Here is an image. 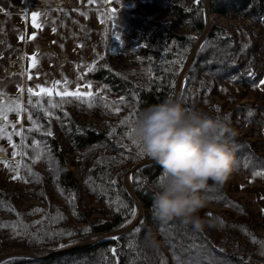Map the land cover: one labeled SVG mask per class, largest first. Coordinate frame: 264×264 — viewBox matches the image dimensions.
Masks as SVG:
<instances>
[{
  "label": "trees",
  "instance_id": "trees-1",
  "mask_svg": "<svg viewBox=\"0 0 264 264\" xmlns=\"http://www.w3.org/2000/svg\"><path fill=\"white\" fill-rule=\"evenodd\" d=\"M108 1L82 0L85 6L104 7ZM209 10L245 26L232 32L212 22L180 102L190 118L228 122L236 133L224 137L235 152L233 175L262 185L264 176L255 173L264 172V90L255 85L264 79V0H210ZM205 11L206 0H140L132 8L109 10L105 54L86 74L102 82L100 92L77 99L55 93L32 96L25 90L19 159L23 179L10 188L0 174V255L63 248L130 222L135 202L122 177L151 157L139 155L136 139L128 134L144 109L175 99L179 73L205 28ZM223 89L234 97L220 103ZM250 94L253 101L241 102ZM70 155L75 157L71 163ZM162 172L154 162L133 173L132 186L145 212L129 233L63 255L12 256L0 264H264V236L255 224L264 213L254 214L250 203L234 197L235 185L209 182L201 194L208 205L226 209H203L200 216L214 226L194 231L179 220L154 215L155 183ZM18 190L39 203L24 205Z\"/></svg>",
  "mask_w": 264,
  "mask_h": 264
},
{
  "label": "clouds",
  "instance_id": "clouds-1",
  "mask_svg": "<svg viewBox=\"0 0 264 264\" xmlns=\"http://www.w3.org/2000/svg\"><path fill=\"white\" fill-rule=\"evenodd\" d=\"M133 137L163 170L155 183L154 215L179 220L194 231L214 226L200 216L208 207L201 194L212 182L223 187L236 169L234 149L224 141L235 136L227 121L211 116L189 117L172 98L144 109L133 124Z\"/></svg>",
  "mask_w": 264,
  "mask_h": 264
},
{
  "label": "crops",
  "instance_id": "crops-1",
  "mask_svg": "<svg viewBox=\"0 0 264 264\" xmlns=\"http://www.w3.org/2000/svg\"><path fill=\"white\" fill-rule=\"evenodd\" d=\"M109 10L112 9L108 5L85 6L82 0H26L22 32L25 39L19 87L39 91L36 84L50 87L60 81L61 86L53 90L56 93L63 91V82L66 79L70 82L69 91H74L78 84L81 92H100L103 89L102 82L91 79L86 74L105 54ZM32 12L42 13L36 21L42 27L34 26ZM43 13L48 15L44 16ZM12 15L18 14L14 12ZM32 35L36 37L34 40L28 38ZM33 55L37 57L35 68L32 67ZM29 75L32 79H28ZM88 83H91V89L84 87ZM24 92H20V95L24 96ZM6 124L7 121L0 122V125ZM7 149L4 152L5 159L11 160L10 157L7 158L10 156V147ZM251 195L253 204L264 213V184L252 187Z\"/></svg>",
  "mask_w": 264,
  "mask_h": 264
},
{
  "label": "rangeland",
  "instance_id": "rangeland-1",
  "mask_svg": "<svg viewBox=\"0 0 264 264\" xmlns=\"http://www.w3.org/2000/svg\"><path fill=\"white\" fill-rule=\"evenodd\" d=\"M137 1L140 0H122V4H123L122 6V4H117L115 0H109L107 5L111 9L115 8L117 10L123 7L132 8L136 5ZM141 1H145V0H141ZM0 9H3V11H0V93L4 94L3 98L0 99V103L7 105L9 103V98L11 100H16L17 98H19V101L23 107V96L20 95L21 93L19 91L20 88L19 77L21 74V67H22L21 61H22V49H23V40H21L20 37L23 35L22 33L23 15L24 12L26 11V0H0ZM14 12L17 13L18 15L13 16L12 13ZM8 13H11V15H8ZM19 15L21 16L18 17ZM210 16H211V24L214 21L218 25H221L232 32H234L235 29L237 28L239 29V27L245 26V23H243L240 19L227 18L211 12H210ZM166 19L167 20L171 19V17H166ZM207 22L208 21L206 17V24ZM252 27L259 33L258 27L256 25L253 24ZM221 92L222 95L217 97L220 103L224 102L223 98L225 97H230V96L234 97V94H231L230 91L226 89H223V91L221 90ZM254 99H255L254 95L250 94L247 98L241 100V102L247 100L253 101ZM7 115H8V120L6 125L9 126L5 129V131L7 133H13L12 141L10 142L6 136L4 138H0V147H2L4 150L7 149V147H10L9 150L10 156H7V158L10 157L11 160L5 159L4 156L5 151L3 152V154L0 153V174L6 182V186L10 188H14L16 187V185H18V181H19V179H13V176L16 175L17 172L20 173V169L16 168V165L19 164V159L21 155V144H22V134L20 136H17L14 134V132L19 130L22 133V129L25 122H24L23 111L19 114L17 112H9ZM10 123H15L16 129H12L10 127ZM238 132L242 133L241 131ZM13 143L17 145L16 148L12 147ZM15 153H19V155H16ZM71 160L75 161V157H73V155H70V163ZM13 169H15V171ZM71 169L73 170L74 174L78 177L77 167L73 162L71 165ZM124 177L122 178L124 179ZM129 181L131 184L132 183L131 176ZM226 184L227 185L232 184L236 186L238 191H232V195L234 197L241 198L244 202L250 203L251 209L254 212V214H257L261 210L259 207L253 204V201L251 199L252 187L260 184L250 181L245 182L243 178L237 175H232L231 179ZM18 192L21 195V199L24 205L39 203L35 199H32L28 195H26L22 190H18ZM208 208L219 212H223L226 209L225 207L217 206V205H208ZM134 213L135 215H133V218L136 216L137 213L136 204H135ZM234 217H237V214ZM255 224L258 233L264 236V216H260L259 218H257ZM98 235L99 234H95L90 237L97 238ZM15 250H22V249H15ZM10 251L13 250H9L7 252ZM31 251H33L36 255H41L48 252L49 250L48 251L31 250Z\"/></svg>",
  "mask_w": 264,
  "mask_h": 264
},
{
  "label": "snow or ice",
  "instance_id": "snow-or-ice-1",
  "mask_svg": "<svg viewBox=\"0 0 264 264\" xmlns=\"http://www.w3.org/2000/svg\"><path fill=\"white\" fill-rule=\"evenodd\" d=\"M94 0H89V3H93ZM115 2L117 4H122V0H115ZM123 6V4H122ZM0 11H3V9H0ZM116 9L113 8L112 9V12L115 13ZM82 15H85V13H81ZM8 15H11V13H8ZM42 15V13L40 12H32L31 13V16H32V20L34 22V26L36 28H40L42 27V24L41 23H36V21L38 20V18ZM44 16H47L48 14L47 13H43ZM27 16V14H25V17ZM53 31H55V28H53ZM113 36L116 40L118 41H121V35L118 34V33H113ZM29 39H35V35H32L31 37H28ZM21 40H24L25 39V36H21L20 37ZM189 39H195L194 37H189ZM122 42V41H121ZM102 58V57H101ZM31 60H32V67L35 68L37 66V57L35 55H33L31 57ZM178 62V61H177ZM175 63V62H174ZM95 65L92 66V68H94ZM182 67V65H181ZM92 68H90L89 70H92ZM249 75H252V73L250 72ZM82 78V77H81ZM28 79H32V76L29 75L28 76ZM70 82H68L66 79L65 81L63 82V91H56V95L58 96H61V97H74V98H77V99H80V98H83V97H92L94 94L91 92V91H88V92H81L80 91V86L77 84V87L74 91H69L68 90V85H69ZM61 86V82L60 81H56L54 84H52L50 87H41L40 84H36L35 87L39 89V91H33L32 88H29L28 89V92L30 93V95L32 96H39L41 94H44L46 96H49L51 97L53 95V90L54 89H57L58 87ZM257 88H260L261 90H264V79L260 80L259 82L256 83L255 85ZM84 87L88 88V89H91L92 88V85L91 83H88L86 85H84ZM19 91L21 93H23L25 91V89L23 87H20L19 88ZM3 93H0V99L3 98ZM88 102V101H86ZM122 102V101H121ZM29 103H31V100H29ZM53 108L55 107H58L59 105L58 104H52L51 105ZM88 106L89 107H92V103L91 102H88ZM22 111H24L23 107H22V104L20 103L19 101V98H17L16 100H11L9 98V103L7 105H4L2 103H0V122L2 121H7L8 120V113L9 112H17L18 114L21 113ZM116 112L119 111V108H116L115 109ZM49 115H51V113H48ZM65 115H67V113H65ZM28 118L31 120L32 119V116L31 114H29ZM9 125H0V138H4L5 136L7 137V139L11 142L12 141V135L13 133H7L5 131V129L8 127ZM10 127L12 129H16V124L15 123H10ZM132 132H133V129H131V132L128 134L129 137L131 138L132 136ZM15 135L17 136H20L22 133L21 131L17 130L14 132ZM47 135H52V133L49 131L46 133ZM133 143L139 148V155H143V154H146L145 153V150L140 146L139 142L137 140H133ZM37 145H38V142H37ZM12 147L13 148H16L17 145L15 143L12 144ZM5 150L0 147V153H3ZM16 155H19V153H15ZM19 164L16 165V168H19ZM15 171V169H13ZM32 175H36V174H32ZM255 175H259V176H264V172H257L255 173ZM13 179H23V177H21L19 175V173L17 172L16 175L13 176ZM25 182H28L27 180H25ZM114 183V182H113ZM72 199L74 200L75 197L73 196ZM36 211H42V210H36ZM133 215H135V213H133ZM208 215H211V213H208ZM37 223H40L39 221ZM221 223L223 224V221H221ZM4 226H9V225H4ZM87 231V229H86ZM19 234V233H17ZM68 235H71V233H68ZM253 240H255V238L253 237ZM113 252V254H115L116 252V249H112L111 250ZM264 254V253H262Z\"/></svg>",
  "mask_w": 264,
  "mask_h": 264
},
{
  "label": "water",
  "instance_id": "water-1",
  "mask_svg": "<svg viewBox=\"0 0 264 264\" xmlns=\"http://www.w3.org/2000/svg\"><path fill=\"white\" fill-rule=\"evenodd\" d=\"M209 5H210V0H206V11H205V14H206L208 22H207L204 30L202 31V33L199 35L196 44L194 45L193 49L191 50L190 55L188 56L184 66L182 67V69H181V71L179 73L178 82H177V89H176V94H175V99H174V100H178L179 102H180V97H181L182 89H183V86H184L185 78L187 76L189 68H190V66H191V64H192V62H193V60L195 58V55H196L199 47L201 46L204 38L207 36V34H208L209 30H210V27H211V16H210ZM154 162L155 161L152 158L148 159V160H145V161H141V162L133 165L130 169H128L126 171V173L129 172L131 174V179H132V175H133V173L135 171H137L139 168H141L144 165L151 164V163H154ZM126 173L124 174V176L126 175ZM122 181L125 184L130 196L133 198L135 204L136 205L139 204L141 206V208H142L141 213L139 214V216L136 219L133 220V217H132V219L130 220V222L128 224H126L124 227L116 229L114 231L98 233L99 235H98L97 238L88 237V238H86V239H84L82 241H79L77 243H74L72 245H69V246H66V247H63V248H59V249L49 250L48 252H46L44 254H41V255H36L31 250H13V251H10V252H7V253H4V254L0 255V263L4 259H6L8 257H12V256H29V257H37V258L45 259V258H49V257H52V256L63 255V254H67V253H70V252H73V251H77V250L83 249V248L91 245L93 242H95L97 240L116 239L119 236H123V235L129 233L141 221V219H142V217L144 215L145 209H144L140 199L136 195V193H135V191L133 189L132 183L130 185H127L125 183V181L123 180V178H122Z\"/></svg>",
  "mask_w": 264,
  "mask_h": 264
},
{
  "label": "bare ground",
  "instance_id": "bare-ground-1",
  "mask_svg": "<svg viewBox=\"0 0 264 264\" xmlns=\"http://www.w3.org/2000/svg\"><path fill=\"white\" fill-rule=\"evenodd\" d=\"M178 101V100H177ZM130 176H131V174L128 172V173H126V176L124 177V181H125V183L127 184V185H130ZM141 210H142V208H141V206L138 204L137 205V213H136V216L133 218V220L134 219H136L138 216H139V214L141 213Z\"/></svg>",
  "mask_w": 264,
  "mask_h": 264
}]
</instances>
